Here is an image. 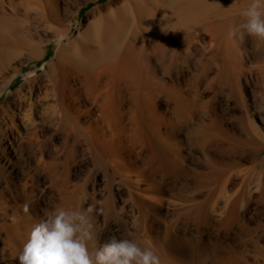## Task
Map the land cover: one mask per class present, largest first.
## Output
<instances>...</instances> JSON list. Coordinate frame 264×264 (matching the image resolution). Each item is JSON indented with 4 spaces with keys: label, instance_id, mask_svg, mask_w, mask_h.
<instances>
[{
    "label": "rangeland",
    "instance_id": "374dc122",
    "mask_svg": "<svg viewBox=\"0 0 264 264\" xmlns=\"http://www.w3.org/2000/svg\"><path fill=\"white\" fill-rule=\"evenodd\" d=\"M108 1L0 0V87L15 77L0 98V264H16L31 227L64 198L71 207L85 196L84 206L97 209L100 244L128 230L154 247L162 264H264V48L258 51L250 39L240 45L227 30L218 42L207 35L218 22L238 21L249 0H221L196 12L169 45L148 56L146 70L158 91L154 104L172 136L170 149L179 153V174L151 169L126 148L112 167L85 135L70 137L76 126L53 116L58 50L88 28L95 18L88 13L98 3ZM181 97L190 106L179 116ZM35 130L42 154L28 139ZM215 143L240 149L228 155ZM214 167L223 175L210 177ZM136 195L147 203L143 209ZM204 202L210 223L196 218ZM232 202L234 218L220 223L223 206ZM5 213L18 215L20 223L6 222Z\"/></svg>",
    "mask_w": 264,
    "mask_h": 264
},
{
    "label": "bare ground",
    "instance_id": "6f19581e",
    "mask_svg": "<svg viewBox=\"0 0 264 264\" xmlns=\"http://www.w3.org/2000/svg\"><path fill=\"white\" fill-rule=\"evenodd\" d=\"M219 1L109 0L103 4L98 3L88 13V16H95L88 28L76 39L62 43L58 50V62L54 70L58 71L55 95L59 107L55 108L53 116L61 124L76 126L77 130L72 131L70 137L85 135L91 148L99 153L101 161L110 163L112 167L126 148L137 158L146 160L151 169L163 168L179 174L182 170L179 153L172 152L169 147L172 136L167 129L162 128V118L154 104L158 92L154 84L156 81L153 82L155 75L147 72L146 63L150 53L172 42L176 32H179L178 28L183 30L189 16ZM228 26L229 22L222 21L210 27L207 32L209 39L218 42ZM69 31L70 27L61 36H67ZM170 77V85L178 88L177 78L173 75ZM14 79L13 75L3 82L0 98ZM189 106L188 101H183L181 97L176 106L177 114H186ZM214 127L217 132H222L219 123ZM246 133L251 138L255 136L250 129ZM201 136L203 145L207 146L210 142L208 135L203 133ZM28 139L39 146L38 151L42 154L38 130ZM215 147L228 155L238 153L240 149H223L220 143ZM84 150L88 151V148ZM144 152H147L145 157ZM222 175L215 167L209 172L213 178ZM135 187L140 190L139 185ZM135 202L142 209L147 205L138 195L135 196ZM206 202L199 204L196 218L200 222L210 223V205ZM66 204L67 198H64L60 206L65 207ZM223 207L226 215L220 223H229L237 211L236 204L232 202ZM5 215L9 220L11 215Z\"/></svg>",
    "mask_w": 264,
    "mask_h": 264
},
{
    "label": "clouds",
    "instance_id": "9594fccd",
    "mask_svg": "<svg viewBox=\"0 0 264 264\" xmlns=\"http://www.w3.org/2000/svg\"><path fill=\"white\" fill-rule=\"evenodd\" d=\"M239 17L229 25L227 36L240 45L250 39L258 51L264 48V0H249ZM86 200L85 196L71 207H55L35 223L14 257L18 264H162L155 248L142 245L128 230L100 244L103 229L93 216L97 209L85 207ZM22 211L29 213L28 203ZM8 219L15 224L20 217L13 214Z\"/></svg>",
    "mask_w": 264,
    "mask_h": 264
}]
</instances>
